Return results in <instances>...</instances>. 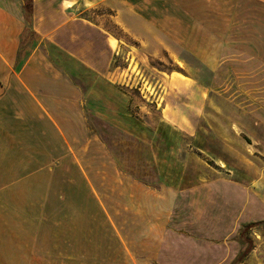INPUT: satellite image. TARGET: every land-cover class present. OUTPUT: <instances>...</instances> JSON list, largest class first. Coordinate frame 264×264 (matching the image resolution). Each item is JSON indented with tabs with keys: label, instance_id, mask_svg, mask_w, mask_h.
<instances>
[{
	"label": "rangeland",
	"instance_id": "rangeland-1",
	"mask_svg": "<svg viewBox=\"0 0 264 264\" xmlns=\"http://www.w3.org/2000/svg\"><path fill=\"white\" fill-rule=\"evenodd\" d=\"M186 3L177 37L112 32L86 106L100 146L45 208L35 264H175L171 247L177 264H264V5Z\"/></svg>",
	"mask_w": 264,
	"mask_h": 264
},
{
	"label": "crops",
	"instance_id": "crops-1",
	"mask_svg": "<svg viewBox=\"0 0 264 264\" xmlns=\"http://www.w3.org/2000/svg\"><path fill=\"white\" fill-rule=\"evenodd\" d=\"M187 1L0 0V264L36 263L45 208L69 189L70 165L86 177V152L100 146L87 99L112 75V32L177 37L182 26L168 16L194 14ZM162 253L177 264L175 247Z\"/></svg>",
	"mask_w": 264,
	"mask_h": 264
},
{
	"label": "bare ground",
	"instance_id": "bare-ground-1",
	"mask_svg": "<svg viewBox=\"0 0 264 264\" xmlns=\"http://www.w3.org/2000/svg\"><path fill=\"white\" fill-rule=\"evenodd\" d=\"M178 65H179V66H183V63L179 61V62H178Z\"/></svg>",
	"mask_w": 264,
	"mask_h": 264
},
{
	"label": "trees",
	"instance_id": "trees-1",
	"mask_svg": "<svg viewBox=\"0 0 264 264\" xmlns=\"http://www.w3.org/2000/svg\"><path fill=\"white\" fill-rule=\"evenodd\" d=\"M252 226H254V225L249 226V228H251Z\"/></svg>",
	"mask_w": 264,
	"mask_h": 264
}]
</instances>
